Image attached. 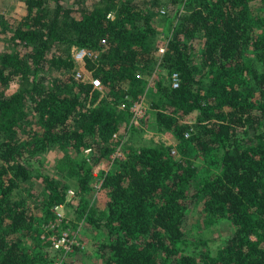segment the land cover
<instances>
[{
	"label": "trees",
	"instance_id": "trees-1",
	"mask_svg": "<svg viewBox=\"0 0 264 264\" xmlns=\"http://www.w3.org/2000/svg\"><path fill=\"white\" fill-rule=\"evenodd\" d=\"M159 1L20 0V14H0V264H49L60 254L40 238L56 205L103 235L105 264H264V0H164L159 16L174 21L165 42L155 24ZM78 48L97 57L77 62ZM156 64L164 75L147 80ZM146 81L156 127L180 155L218 153L217 170L201 175L170 145L138 147L103 175L105 205L91 212L93 167L132 126L130 103ZM54 145L77 181L70 200L43 169ZM33 171L43 184L39 214L19 194ZM198 198L209 218L233 227L214 253L184 229ZM72 252L62 264H78Z\"/></svg>",
	"mask_w": 264,
	"mask_h": 264
},
{
	"label": "rangeland",
	"instance_id": "rangeland-1",
	"mask_svg": "<svg viewBox=\"0 0 264 264\" xmlns=\"http://www.w3.org/2000/svg\"><path fill=\"white\" fill-rule=\"evenodd\" d=\"M137 1L143 5H146L152 0ZM162 1L164 0H160V4H156V9L159 10V12L156 14L155 24L157 30L159 31L158 39H161L160 41L165 42V40L168 39V33H171V30L174 27V21H165L163 20V17L159 16L160 14L162 15L160 9H165L164 5H161ZM20 3V0H0V14L4 15V17L20 14ZM172 6L173 8L170 7V10L174 12L175 5ZM165 7L169 6L165 5ZM4 47L5 42L3 37L0 35V51L3 50ZM164 49V44L160 45L156 50V56H161L164 52ZM164 72L165 71H163L162 67H160L159 64H156L150 75H147L146 78L147 80L151 78L156 80L160 77V75H164ZM138 74L142 75L140 71H138ZM148 82L149 81H146L144 93L138 95V99L136 98L130 103L129 111L130 108H132L134 101L140 100V104L143 109V115L141 118H139V120L134 121L131 114L129 122L132 124V126L123 136H118L116 148L120 147L119 159L124 158L126 153L130 152L132 149L163 143L170 145L172 149L176 151L174 157H181L182 159L189 158L191 161H193L201 175L215 173L217 167L214 163V160L211 161V158L214 159L218 153H214L213 155L205 157L195 149L189 148L185 153L180 155L176 150V140L168 132L158 129L153 123V117L150 113L149 101L151 97H155L156 94H154L155 90L150 87L151 85H148ZM168 82L170 83V75L168 76ZM125 104L126 102L123 100H118L117 102V106L121 109L125 108ZM193 120L194 114H190L185 118L186 123H192ZM89 152L90 149L85 150L86 154H89ZM64 155L65 152L58 145L51 146L43 154V169L46 174L57 181L60 187H64L66 191L69 189L74 191L76 189L77 181L75 177L70 174V171L66 169V165L61 163ZM73 155H71V157H73ZM106 158L100 159L99 162L93 167L89 179V193L87 197L90 201V207L88 210H91V212L93 209H102L105 205L106 194L101 187L102 177L105 174V166L103 169H100L99 167L100 163L105 161L104 159ZM20 187L21 190L19 191V194L21 197L26 198L27 202L34 211L35 205L40 202L43 196L41 194L43 184L41 183L40 178L36 176V172L33 171L31 179L23 183ZM58 211L63 217L62 221L58 222L57 219H55L41 222V240L50 245L48 237L51 235L57 236L60 231L68 230L70 235L74 236L78 246V249H75L74 252L68 256V259H71L78 264H105L103 258H101L98 253V245L101 244L103 235L94 230L83 220L75 217L72 211L68 208L62 206V208H59ZM34 213L39 214V212L36 211H34ZM232 228V225L227 220H214L209 218L202 209V198H198L197 201L191 205L184 223L186 234L189 237L200 238L204 240L205 246L202 248L209 251L210 253H214L224 244L226 237L232 232ZM24 239L27 244L32 243L31 239Z\"/></svg>",
	"mask_w": 264,
	"mask_h": 264
},
{
	"label": "built area",
	"instance_id": "built-area-1",
	"mask_svg": "<svg viewBox=\"0 0 264 264\" xmlns=\"http://www.w3.org/2000/svg\"><path fill=\"white\" fill-rule=\"evenodd\" d=\"M161 13H164L163 9H160ZM97 54L94 51H91L86 48H78L74 52L73 58L75 61L82 63L86 58H96ZM81 77V70H78L74 74L75 79H79ZM91 83L93 86L103 89V86L101 82L98 79H91ZM170 84L173 88H177L179 85V76L176 72H172L170 74ZM127 98V97H126ZM130 112L132 114V119L134 121L139 120V118L142 117L143 115V109L140 104V100L134 101L132 108H130ZM131 123L129 122V125ZM132 125V124H131ZM172 153L175 154V151L172 150ZM120 155V147H117L106 159L105 161H102L100 163V169H103L105 166V172L106 173L112 163L114 162L115 159H119ZM75 197V192L72 189H69L66 191V199L70 200ZM59 208H62V205H56L54 206L53 210L54 213L57 216V221L60 222L62 221V215L58 211ZM50 241V245L53 250L58 251L60 254H58L49 264H62L63 263V257L65 254L72 252L74 250V247L77 246V243L75 241L74 236L70 235L68 230H62L58 233L57 236L51 235L48 237Z\"/></svg>",
	"mask_w": 264,
	"mask_h": 264
}]
</instances>
